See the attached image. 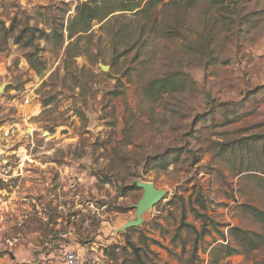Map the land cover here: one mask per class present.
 <instances>
[{
    "label": "rangeland",
    "instance_id": "1",
    "mask_svg": "<svg viewBox=\"0 0 264 264\" xmlns=\"http://www.w3.org/2000/svg\"><path fill=\"white\" fill-rule=\"evenodd\" d=\"M81 1L0 0L1 24L17 23L9 36L0 32V260L16 263L23 252L35 258L25 264H63L61 251L71 248L109 250L114 264H213L218 232L197 253L185 227L172 238L183 206L201 226L191 202L225 232H261L246 210H264V190L247 177L256 171L240 172L238 153L223 149L250 137L264 147V0H235L232 17L207 0L185 14L166 10L172 24L186 20L181 39H146L130 13L95 23L72 48L86 53L70 60V73L68 41L60 46L38 31L29 47L17 43L24 19L50 32ZM113 32L125 37L118 53ZM171 72L179 91L156 100L144 93L150 79ZM137 180L167 194L139 226L119 232L136 218ZM219 264H264V246Z\"/></svg>",
    "mask_w": 264,
    "mask_h": 264
},
{
    "label": "trees",
    "instance_id": "2",
    "mask_svg": "<svg viewBox=\"0 0 264 264\" xmlns=\"http://www.w3.org/2000/svg\"><path fill=\"white\" fill-rule=\"evenodd\" d=\"M206 0H87L81 1L76 7V14L69 20L68 24L61 22L59 27L53 28L50 32L46 30H39V28L33 27L29 24L28 19H24L22 29L18 32L16 37L17 43H21L24 39L23 46L29 47L37 37L36 33L41 32L39 37L46 38L47 41H52L55 44L63 46L66 41L67 44V73H70V60L77 56L86 53L80 51L78 53H71L81 38L87 34H92V29L95 23H102L104 21H110L111 19H117V15H123L130 13L135 17L141 19L139 26L141 30L140 35H144L146 39L153 37L154 39L167 40V39H181L184 38L186 30V20L184 19L182 24H172L168 21L164 14L166 10L181 11L184 14L191 12L195 7L199 6ZM213 7H217L220 14L237 15L239 11L238 2L235 0H207ZM120 13V14H117ZM249 15L251 13H248ZM247 15L246 18L249 16ZM228 16V17H229ZM106 21V22H107ZM250 20H246L247 23ZM17 27V23H12L10 27H6L0 22V32L3 35L9 36ZM90 32V33H89ZM0 33V34H1ZM146 35V36H145ZM39 39V38H38ZM125 37L120 36V32L112 33V46L115 53H118V48ZM127 43V42H126ZM30 64L37 68L38 58L34 52H30L26 56ZM75 63V62H74ZM74 74V71L72 72ZM75 75V74H74ZM176 73H167L166 76L161 78H152L144 87V93L153 100H156L162 93L179 91L183 87V83L175 78ZM49 102H45V105ZM229 109V108H228ZM227 109L222 110L226 112ZM212 115V113H211ZM239 143H231L229 147H224L223 152L230 151L231 153H238L240 172L256 171L255 174H249L247 177L256 179L259 187L264 190V147L260 148L254 137L240 140ZM161 158V156H159ZM171 164L170 161H166L163 165ZM259 173V174H258ZM197 205L202 207L204 211L208 209L207 202L200 197L196 200ZM190 207L195 213V217L201 218V226L198 227L196 222L187 221V210L183 206L181 211V223L180 226L172 238L174 243L176 239L181 238V228L188 229V232L192 234L193 246L192 250L196 253L201 250L200 240L205 236L211 235L213 230L218 232L222 241L220 243H214L209 255L213 264H219L222 260L235 254L250 253L259 250L264 246V210L248 205L246 210L252 215V217L260 224L261 232H254L243 229L239 226L228 225L227 232L219 228V224L212 218H209L207 214H200L198 207H193L192 202ZM133 249L137 250L134 244H131ZM115 248V246H112ZM183 249L185 245L183 243Z\"/></svg>",
    "mask_w": 264,
    "mask_h": 264
},
{
    "label": "water",
    "instance_id": "3",
    "mask_svg": "<svg viewBox=\"0 0 264 264\" xmlns=\"http://www.w3.org/2000/svg\"><path fill=\"white\" fill-rule=\"evenodd\" d=\"M1 91L2 89L0 88V93ZM136 185L143 189V196L135 205L136 218L128 220L121 228L117 230L119 232H122L128 228L139 226L144 221V214L152 209L161 200H163L167 194L166 190L157 188L153 182L137 180Z\"/></svg>",
    "mask_w": 264,
    "mask_h": 264
},
{
    "label": "crops",
    "instance_id": "4",
    "mask_svg": "<svg viewBox=\"0 0 264 264\" xmlns=\"http://www.w3.org/2000/svg\"><path fill=\"white\" fill-rule=\"evenodd\" d=\"M64 250L61 251V254ZM79 253V255L89 264H114V262L109 257V250H88V253H85V250H75ZM159 252V250H156ZM33 254H23V252H18L16 254L17 262L13 263L12 261L8 262V264H25L29 261H34L35 258ZM62 257V256H61ZM63 261V258H62ZM5 259L0 260V264H5ZM15 262V261H14ZM65 264V262H63Z\"/></svg>",
    "mask_w": 264,
    "mask_h": 264
},
{
    "label": "built area",
    "instance_id": "5",
    "mask_svg": "<svg viewBox=\"0 0 264 264\" xmlns=\"http://www.w3.org/2000/svg\"><path fill=\"white\" fill-rule=\"evenodd\" d=\"M26 103H29V99H26ZM62 257L65 264H89L87 263L75 249H65L62 252Z\"/></svg>",
    "mask_w": 264,
    "mask_h": 264
}]
</instances>
